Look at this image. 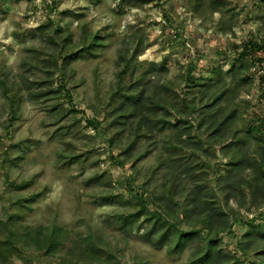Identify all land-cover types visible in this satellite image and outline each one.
<instances>
[{"label":"rangeland","instance_id":"obj_1","mask_svg":"<svg viewBox=\"0 0 264 264\" xmlns=\"http://www.w3.org/2000/svg\"><path fill=\"white\" fill-rule=\"evenodd\" d=\"M214 1L0 0V239L10 219L15 228L57 225L72 238L90 235L121 264L187 260L191 246L171 253L166 245L155 248L143 241V217L121 227L118 216L137 211V189L146 188L147 200L154 192H165L168 172L156 164L172 149L166 139L178 137L177 127L160 128L156 119L141 126L143 130L149 125V132L134 137V118L118 115L124 110L116 107L111 92L117 72L124 69L121 55L131 60L123 74L125 87L142 90L145 102L170 96L177 108L187 72L212 82L216 67L228 72L230 65L248 62L241 75L246 79L231 81L220 115L235 109L230 124L240 134L260 126L264 49L249 51L241 59L238 53L250 39L264 43V0ZM93 37L97 45L86 49ZM63 64L61 76L58 67ZM223 79L231 77L225 74ZM161 82L179 97L159 87ZM195 84L194 91L200 83ZM114 99L127 104L122 94ZM158 112L173 118V111ZM90 119L99 121L96 128ZM249 135L252 140L246 146H256L255 139L258 145L264 143V128ZM233 141L227 138L222 146L235 145ZM202 144L206 157L198 158L192 176L221 201L217 176L224 173L228 158L221 145ZM181 185L178 191L184 190ZM247 197L242 208L232 196L221 202L232 210L226 216L235 237L219 236L234 250L247 222L264 221L256 217L264 213V204L256 208ZM259 249L240 257L252 263ZM12 258L18 264L61 263L59 257L32 246H18Z\"/></svg>","mask_w":264,"mask_h":264},{"label":"trees","instance_id":"obj_2","mask_svg":"<svg viewBox=\"0 0 264 264\" xmlns=\"http://www.w3.org/2000/svg\"><path fill=\"white\" fill-rule=\"evenodd\" d=\"M215 1L212 4L218 3ZM94 45H97V42L93 37L85 47L90 49ZM256 49H264V43L250 39L242 44L238 56L241 59L244 55L247 56L249 51ZM120 60L123 61L124 69L117 72L116 87L111 92V97L116 107L124 110L118 115L123 116L126 113L127 116L134 118V137L151 130L149 125L141 130V126L150 119H156V124L160 128L168 125L177 127L176 138L178 137L177 141L166 139L172 149L166 157L160 156L156 164L168 172L165 192L161 194L154 192L151 199L147 200L143 198L146 188L137 189L134 192L137 198V211L118 216L121 227L135 224L141 216L144 219L143 231L140 234L143 241L155 248L166 245L171 253H180L186 246H191L190 255L182 264H264V256H261L264 254V221L253 224L252 219L247 222L249 225L241 236L242 239L237 241L235 250L222 244L219 236L221 233H227L235 237L232 223L226 216L232 213V210L224 209L221 206L222 201L224 204L226 199L232 196L242 208L248 196L250 205L259 208L264 204V143L258 145L259 139L254 138L256 146H246V143L250 144L252 140L249 133L264 128V117L260 120V126L244 130V133L240 134L241 132H237L230 124L235 118V109L220 115L222 112L220 103L229 96V93L231 94V81L246 79L241 75L247 70L248 62L238 61V64L230 65L228 72L216 67L213 70L215 78L212 82H201L199 78H193L190 72H187L182 80L183 94L179 98L180 107L177 108L168 100L170 96L145 102L142 90L130 91L125 87L122 82L123 74L126 69L131 68V60L124 55L120 56ZM66 63L65 60L64 64ZM64 64L58 67L61 76L64 73ZM225 74L230 75V81L226 82L223 79ZM197 82L200 84L194 91L193 87ZM130 84L135 85L133 82ZM159 87L179 97V92H174L175 89L168 83L161 82ZM188 93L192 94L191 98L186 95ZM117 94L127 97V104L114 99ZM197 94L198 101L195 99ZM158 109L173 111V118L159 114ZM88 123L96 128L99 121L90 119ZM227 138H233L235 145L222 146ZM134 141L130 142L127 148L131 147ZM202 143H208L210 147L221 145L222 155L228 158L224 173L217 176L221 180L219 190L223 191L224 195L221 201L215 199L213 191L203 189L197 178L192 176L193 166L196 165L198 158L206 157V155L202 157L205 150ZM238 143L242 146H237ZM181 184L184 185V190L178 191L177 188L179 185L182 187ZM177 193L180 197L176 196ZM151 205L154 207H150ZM232 217L236 218V214L233 213ZM256 217L264 220V213L258 212ZM17 227L19 228H15L10 219L5 223V232L1 234L3 239H0V264H18L13 261L12 254L20 245L32 246L38 251L42 250L47 256L59 257L60 264H121L119 260L97 246L94 240L89 239L90 235L85 239L72 238L69 231L57 225ZM257 247H260L258 251L261 252L256 254L257 257L252 263L245 262L240 257Z\"/></svg>","mask_w":264,"mask_h":264}]
</instances>
